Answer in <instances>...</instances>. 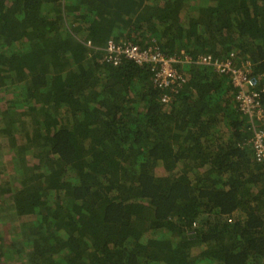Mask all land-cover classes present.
<instances>
[{"label":"trees","instance_id":"obj_1","mask_svg":"<svg viewBox=\"0 0 264 264\" xmlns=\"http://www.w3.org/2000/svg\"><path fill=\"white\" fill-rule=\"evenodd\" d=\"M109 41L248 62L264 109V0H0V264H264L229 79L159 89Z\"/></svg>","mask_w":264,"mask_h":264},{"label":"built area","instance_id":"obj_2","mask_svg":"<svg viewBox=\"0 0 264 264\" xmlns=\"http://www.w3.org/2000/svg\"><path fill=\"white\" fill-rule=\"evenodd\" d=\"M105 49L107 56L103 60L113 66L118 65L122 57L138 65L149 66L155 73L153 84L159 89L170 91L176 87L182 88L187 79L183 77L185 73L177 68L183 61L200 68H210L218 76L227 77L235 91L234 102L238 111L257 128L250 141L253 159L259 164L264 163V109L260 103L258 79L252 75V67L248 62L234 65V58L223 61L210 56H202L191 62L188 57H165L156 52H141L133 45L119 46L111 41L107 42ZM163 102L168 104L170 100L164 98Z\"/></svg>","mask_w":264,"mask_h":264},{"label":"rangeland","instance_id":"obj_3","mask_svg":"<svg viewBox=\"0 0 264 264\" xmlns=\"http://www.w3.org/2000/svg\"><path fill=\"white\" fill-rule=\"evenodd\" d=\"M191 6V5H190ZM223 59V58H221ZM251 150V149H250ZM11 212H8V214H10ZM4 216V215H3ZM1 220H5V221H8L9 217H3V218H0Z\"/></svg>","mask_w":264,"mask_h":264}]
</instances>
